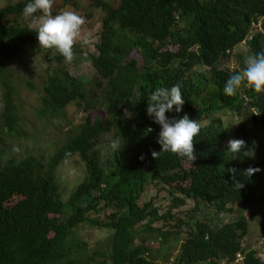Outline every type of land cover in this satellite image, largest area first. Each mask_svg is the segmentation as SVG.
<instances>
[{
    "label": "trees",
    "instance_id": "obj_1",
    "mask_svg": "<svg viewBox=\"0 0 264 264\" xmlns=\"http://www.w3.org/2000/svg\"><path fill=\"white\" fill-rule=\"evenodd\" d=\"M87 1L103 15L90 56L96 75L88 83L73 77L54 50L39 47L22 15L27 0L0 8V127L9 134L17 131L9 66L27 48L41 49L47 65L39 115L57 117L71 104L87 113L76 133L46 160L27 155L0 166V264L168 263L160 257L161 248L177 241L183 222L177 220L174 231L152 228L165 217L150 210L151 203L140 204L148 183L173 197V208L190 199L217 213L243 212L263 184L264 154L249 158L243 152L255 126H264V93L242 85L244 103L238 91L226 96L223 88L230 74L239 72L227 68L233 49L245 42L252 55L264 50V0H118L116 6ZM60 2L78 7L75 0ZM73 52L82 55V47L75 44ZM173 85L181 86L185 103L181 113L166 115L187 114L200 122L220 110L235 112L239 122L233 139L245 141L240 154L226 153V130L214 120L194 138V161L165 152L153 158L160 151V129L146 115L147 100L153 90ZM93 110L101 115L92 119ZM108 135L119 148L111 146L104 167L98 146ZM74 156L84 163L86 179L64 205L55 172ZM250 167L260 171L248 177L244 172ZM236 181L244 185L239 190ZM108 208L114 209L105 220L88 217ZM82 224L108 231L107 244L88 254L76 236ZM247 228L243 216L221 226L195 222L172 264H234L238 254L242 264H264L242 247ZM259 236L264 252V222Z\"/></svg>",
    "mask_w": 264,
    "mask_h": 264
},
{
    "label": "rangeland",
    "instance_id": "obj_2",
    "mask_svg": "<svg viewBox=\"0 0 264 264\" xmlns=\"http://www.w3.org/2000/svg\"><path fill=\"white\" fill-rule=\"evenodd\" d=\"M19 0H0V8L7 4H15ZM78 4L77 8L63 7L60 0H54L52 12L58 14L65 10H71L85 18V24L82 26V36L91 39L90 45L82 46V55H74L71 63L65 62V67L69 73L79 80L90 82L96 73L92 67L90 56L95 54L94 46L99 41L101 31V20L103 15L100 11L89 6L87 0H75ZM112 6H116L118 0H104ZM26 22L32 26L30 19ZM33 27V26H32ZM249 55H252L247 44L237 46L231 52V59L227 68L241 71L245 66V61ZM10 79L14 88V104L18 118V133L9 134L0 127V149L3 155L0 158V166L8 159L20 160L27 155L36 156L42 160H46L56 152L66 140L76 133L78 126L87 116V113L75 104L69 105L65 111L57 117L40 116V98L42 90V82L47 68L43 60V53L39 48H27L25 54L15 58L10 63ZM244 87L248 88L247 85ZM212 89V87H211ZM239 99L247 102L243 95V90H239ZM203 96L206 92H203ZM101 113L93 110L90 114L91 118L99 117ZM220 121L222 127L226 130L227 139H233V131L239 122V117L235 112L229 110H220L213 112L207 117L200 120L201 126L207 125L211 121ZM113 135L105 136L100 140L98 150H100L102 164L104 167L108 164V155L111 152V146L114 143ZM248 150H253L254 155L264 154V126L257 124L251 134L248 144ZM105 171V170H104ZM107 172V171H106ZM263 184L260 192L256 196L251 205L243 212L233 209V211L217 213L215 210L208 208L203 203H195L193 200L187 199L185 205L173 208L171 200L166 191L154 183H148L141 195L140 204L151 203L150 210H155L158 217H165L162 221H153L152 228L163 227L166 231H174V224L177 220L182 221L179 235L176 236L177 241L171 239L170 242L161 248L160 257L168 263L159 262V264H172V260L176 257L181 243L185 240L189 229L195 222L209 221L213 226H221L238 220L243 216L247 222V234L242 239V247L247 250L256 252L258 258L264 259L262 249V241L259 236V225L264 222V170L262 172ZM86 179V170L84 163L78 156H74L59 165L55 172V180L59 185L60 200L67 205L71 195L77 187ZM114 208H108L100 214L90 213V219L105 220ZM170 213V216L168 214ZM149 219L146 220L148 222ZM172 228V230L170 229ZM76 236L81 242L86 244L88 254L94 252L98 244L105 246L110 233L106 230L93 228L88 224H82L76 230ZM157 247V244H154ZM224 264V263H222ZM241 264V262H234Z\"/></svg>",
    "mask_w": 264,
    "mask_h": 264
},
{
    "label": "clouds",
    "instance_id": "obj_3",
    "mask_svg": "<svg viewBox=\"0 0 264 264\" xmlns=\"http://www.w3.org/2000/svg\"><path fill=\"white\" fill-rule=\"evenodd\" d=\"M53 3L54 0H27L22 9V15L31 20L40 48L54 50L55 53L63 57L65 62L71 63L74 57L73 48L77 41L82 46L90 45L92 41L89 37L82 36V26L85 24L83 16L71 10L53 15ZM256 28L259 29L260 25ZM248 39H251V37H248ZM242 85H247L255 93H264V50L249 55L243 69L230 74L225 82L223 92L226 96H234ZM184 103L180 85H173L170 88L159 87L150 93L147 100L146 115L160 129L157 139L160 151L153 152V158L158 156L159 153L165 152L175 154L180 158H186L190 162L196 159L194 155V138L201 131V123L190 119L187 114L179 118L166 115V113L173 112L176 114L181 113ZM128 118H131V115ZM151 131L152 129L148 128V132ZM112 147L114 149L119 148V144L114 142ZM226 148V153L235 158L245 148V141L230 139L227 141ZM243 155L252 158L254 151H245ZM230 171L234 174L236 170L231 169ZM259 171V168L250 167L245 170L244 174L251 177ZM243 186L242 182L236 181L235 187L237 190ZM241 257L242 264L243 256L241 255Z\"/></svg>",
    "mask_w": 264,
    "mask_h": 264
},
{
    "label": "built area",
    "instance_id": "obj_4",
    "mask_svg": "<svg viewBox=\"0 0 264 264\" xmlns=\"http://www.w3.org/2000/svg\"><path fill=\"white\" fill-rule=\"evenodd\" d=\"M242 261V257H241V255H237V257H236V262H241Z\"/></svg>",
    "mask_w": 264,
    "mask_h": 264
}]
</instances>
